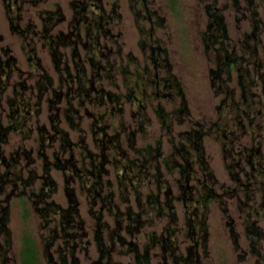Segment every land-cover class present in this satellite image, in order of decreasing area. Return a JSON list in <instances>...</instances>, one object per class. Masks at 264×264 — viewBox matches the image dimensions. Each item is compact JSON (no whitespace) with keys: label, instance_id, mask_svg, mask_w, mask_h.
I'll list each match as a JSON object with an SVG mask.
<instances>
[{"label":"trees","instance_id":"16d2710c","mask_svg":"<svg viewBox=\"0 0 264 264\" xmlns=\"http://www.w3.org/2000/svg\"><path fill=\"white\" fill-rule=\"evenodd\" d=\"M100 1L77 0L72 3L74 14L69 26L71 29H76L75 39L72 38L71 32L65 33L62 30L55 32L53 30L57 24L65 21L61 8L44 11L42 34L46 39L45 43L49 47L55 67L62 73L59 88L52 87L53 81L44 72L34 45L32 43L27 45V41L24 42L29 61L34 69L42 72L35 81L34 87L22 80L14 85V91H18V87L23 90L32 89L37 94V98L42 99L45 93L52 89L53 95L49 97V101L52 108L57 109V112L52 116L54 132L49 133L45 127H38L39 144L41 145L38 153L44 158L43 171L40 175L35 169H30L26 176L23 172L16 170V165H19V157L12 156L7 159L3 155L0 157V163L2 161L5 164V170L0 174V190L5 193L3 200L5 204L0 202V264H12V257L9 253L13 239L8 226L11 213L9 202L12 196L19 197L25 203L31 202L34 210H37L45 218L42 221V227L48 229L49 232L42 238V243L47 264H80L75 253L79 243L89 235V230L80 214V201L76 194V187L72 185L73 180L80 181V189L88 191L90 211L96 218L94 237L100 257L94 262L95 264H120L114 263L112 258V254L117 251L119 246H121L119 252L124 255H133L134 263L129 264H153L151 253L153 248L160 252L159 264H201L198 246H202L204 250L207 248L209 236L207 219L210 205L215 200L219 201L222 198V193H219L215 188L217 180L214 171L206 159L204 136L208 134L221 135L228 142H233L239 132L237 130L245 131V124L242 119L237 118L236 127L228 132L222 131L218 123H213L207 128L202 124L197 129L184 131L182 136L188 143L180 141L173 147L172 153L166 157H163L160 140L154 145L149 143L137 146V133L145 131V128L152 122L150 109L159 118L162 129L171 134L172 125L169 122H172V117L183 122L184 117L190 114L187 98L181 81L173 71L167 49L163 48L160 42L153 41L152 44L150 39L140 41L146 55L144 65L131 54H127L126 57L122 56L121 47L114 50L112 46L110 47L104 42V39L110 34V29L107 27L109 19L104 14H97L94 11V7L101 9ZM132 1L134 4L141 3L140 7L133 6V12L138 18L148 21L151 24V29L154 26H163L164 17H159L157 11L150 9L148 0ZM245 1L249 4L254 3V0ZM233 5L240 9L239 0H234ZM207 9L208 24L206 31L202 34L205 51L214 49L215 44H219V50L224 51L221 61L216 63L214 69H210L212 85L217 92L227 93L228 96L224 97L217 105L220 110H223L228 106V100L233 98L234 91L228 89L221 73L226 72L230 75L231 69L233 67L240 68L239 65L245 58L229 52L228 45L225 44L228 37L224 14L214 5H208ZM244 10H248V7H244ZM258 15L254 3L251 8L252 29L245 33V38L242 41L245 55L249 54L256 58V70L264 68V58H259L255 45H251V41L254 39L257 43L259 42V35L262 31L261 24L263 22ZM80 26L85 30L84 35L77 32ZM32 29L33 25L30 23L23 27H19L15 23L12 25V30L18 32L24 39L28 38V33ZM150 36H152V30L148 37ZM2 38L0 35V40ZM110 42L112 41L110 40ZM81 49L84 54L81 53ZM5 53L8 58L5 61L0 60V74L3 73L6 78L10 76L11 70L16 69L14 68L16 59L9 52V48L5 49ZM246 73L249 74L250 71L241 69L240 80ZM258 74L261 77L264 76L263 73L258 72ZM3 80L4 78L0 77V92L8 86ZM105 82L110 86L109 88L104 85ZM240 84L243 87V98L247 100L246 95L249 94L252 101L254 94L249 90L250 83L241 81ZM63 99H66V105L60 110V107H55V105ZM13 101H15L14 105L12 101L10 103L12 121L10 120L8 127L0 124V145L9 130L21 132L24 137L31 135L32 129L26 132L25 128L29 118L35 112L31 107L33 104L26 101L21 109H18L16 106L21 101L19 98L13 99ZM167 102L171 104V109L168 111L165 109ZM36 104L38 102L34 103V105ZM126 105L129 108L126 109ZM81 108L85 110L86 116L90 119L89 129L96 150L90 148L85 142L87 136L82 133L84 130L81 129V122L86 116L81 113ZM37 110L39 111V109ZM126 110H129L132 122L136 124L135 127H131L122 119ZM60 111L64 114L69 126L79 132L77 140H74L65 129L59 127ZM260 116L263 119L255 123L254 120ZM248 118L259 129H264V111L262 113L259 110L253 117ZM108 119H112L111 122H108ZM124 137L129 148L134 151V156L130 154L128 148L124 147ZM56 140L59 145L57 151L53 153L54 159L52 160L44 150L50 142L54 143ZM77 151H79L80 157H78ZM237 157L241 161L249 162L252 169L248 171L244 169L248 180L242 181L239 177H235L237 187L234 188V191L238 190L242 194L238 203L239 209L244 211L248 218L256 217V220L249 221L245 228L250 237L251 251L257 258L256 264H264V228L257 222L259 219H264V159L261 158L262 153L258 155L257 159L253 149H245V151L242 149ZM23 158L27 159L29 163L33 161L29 151L23 153ZM234 158V162L230 165L231 170L235 165H238L237 158ZM161 159H164L170 171L176 170L178 173L176 178L177 193H174L172 184L164 176ZM51 168L64 172V190L68 199L66 206L49 199L50 192H54L57 188L50 172ZM111 172L115 181L104 178ZM232 174L237 173L233 171ZM259 177L262 179L258 180ZM250 179L253 181L250 182ZM37 182L38 186H36ZM8 186L10 189L6 191ZM116 187L120 190V199L126 203L124 209H120L118 201L115 200L112 190ZM259 191L261 192L259 201L252 203L255 199L254 196ZM130 193L134 194L136 208L131 203ZM225 194L228 192L226 191ZM229 194H233V191H230ZM176 202L181 203L185 210L183 226L179 224ZM96 203L100 204L97 209L94 208ZM104 209H107L115 217L113 227L103 218L102 211ZM51 220L57 221L58 224L48 227V222ZM157 220L159 222L165 220L162 228L160 231L155 229L147 231V237L141 246L136 239L137 236L143 232L145 227L157 223ZM123 231L127 234H123ZM180 232L188 237L189 242L191 241L186 246L185 255L178 251V234ZM231 233L235 245L238 247V233L233 226ZM59 238L63 240L62 243H57L56 240ZM89 241L87 239L84 244L90 243ZM30 243L29 240H26V244L22 246L21 264H40L38 244L35 239L33 247ZM53 246H55V250L52 252ZM85 246L87 245H84V248ZM34 247L36 249L33 254L32 248Z\"/></svg>","mask_w":264,"mask_h":264},{"label":"rangeland","instance_id":"374dc122","mask_svg":"<svg viewBox=\"0 0 264 264\" xmlns=\"http://www.w3.org/2000/svg\"><path fill=\"white\" fill-rule=\"evenodd\" d=\"M73 2H77V0H0V35L3 37L0 40V60H7L8 56L7 53H5V49L7 48H9V52L16 59L14 65L16 69L10 71L9 77L5 78L3 73L0 74V77L4 78L3 82L8 85L4 91L0 92V124L4 127H8L12 121L10 117V103L12 101L14 105L15 101H13V99L17 100V98H19L21 101L20 104L16 106L18 109H21L27 101L33 104L31 107L35 111L29 118L27 127L25 128L26 132L32 129L30 131V137H24L21 132H11V130H9L6 138L3 137L4 141L1 142L0 154L6 159L12 156L19 157V165H16V170L23 172L25 176L30 169H35L38 175L43 171L42 166L44 164V158L38 153L41 146L39 144L40 133L38 127H45L49 133L54 132L52 127V116L57 112V109L54 107L52 108L51 102L49 101V97L53 95L52 89H49L42 99H38L37 94L33 92L32 89L23 90L18 87L19 90L14 91V85L22 80L29 86L31 85L34 87L35 81L42 72L41 70L34 69V66L29 61L26 49L24 48V42L27 41V45H30V43L34 45L36 55L40 59L41 65L44 67V72H46L53 81L52 87L59 88L62 73L55 67L49 47L45 43L46 39L42 34L43 16L46 10L61 8L65 16V21L57 24L53 30L55 32L60 30L65 33L71 32L73 35L72 38L75 39L74 34L76 33V29L72 28V30L69 26L74 14ZM100 2L101 9L94 7V11L97 14H104L107 19H109L107 27L110 29V34L104 39V42L110 45V47L112 46L114 50L121 47L122 56L126 57L127 54H131L138 58L142 65L145 64L144 57L146 55L142 50L140 41L142 39H150V43L152 44L154 43L153 41H157V43L160 42L161 46L167 49L170 61L173 65V71L181 81L183 91L187 98L190 114L184 117L183 122H179L175 117H172V122H169L171 123L170 125H172L171 134L166 133V130L162 129L159 118L150 109L149 113L152 122L145 128V131L137 133V146H144L149 143L154 145L160 140L163 157H166L172 153L173 147L180 141L188 143L182 136L184 131L197 129L202 124L207 128L213 123H218L222 131L225 130V132H228L236 127L235 123L237 118L242 119L245 124V131L241 132V130H237L239 132L233 142H228V140L221 135L215 136L214 134H208L204 136L203 143L205 146L206 159L209 162V166L214 171L217 180L215 188L219 193H222V198L220 199L221 201L215 200V202L210 205L207 219L209 231L207 248L204 250L202 246L199 245L198 256L201 264H256L257 258L251 251L249 244L250 237L245 228L247 223L251 220H256V217L248 218V215L239 209L238 203L242 194L238 190L235 192L234 188L237 187L236 178L239 177L240 180L244 181L247 179L245 171L252 170L249 162H246V160L241 161V159L237 157L240 150L243 149L245 151V149H253L257 159L258 155L261 153V158L264 159V140L263 144L261 143L262 139H264V129H259V127L255 125V123L260 122L263 117H257L254 120L255 123L251 122L248 118L253 117L259 110L262 113L264 111V76L261 77L258 74V72L264 74V68L256 70L255 56L249 54L245 55L242 49V41L245 38V33L250 32L252 29L251 8H253V4L255 3L259 13L258 17L261 18L263 24H261L262 31L259 35V42L257 43L256 39H254L251 41V45H255L258 50L259 58H264V0H254L253 4H249L245 0H239L240 9L233 5L234 0H148L150 9L157 11L159 17H164L163 26H154L153 29H151V24L148 21L138 18L133 12V6L140 7L141 3L134 4L132 0H101ZM208 5H214L216 8H219L220 12H222L226 18L228 38L225 40V44L228 45L229 52L238 57L245 58L242 64L239 65L241 66L240 68L233 67L231 69L230 75L226 72L221 73L226 81L228 89L234 91L233 98L228 100V106L223 110H220L217 105L221 103L224 97L228 96L227 93L217 92L214 88L211 82L210 69H214L216 63L221 61L224 51L219 50V44H215L214 49L205 51V43L202 36L208 24ZM246 6L248 10H244ZM153 19L155 20L154 17ZM13 23L19 27L26 26L29 23L33 25V29L28 33V40L26 38L24 39L18 32L12 30ZM150 30H152V36L148 37ZM77 32L84 35L85 30L80 26ZM110 40L112 42H110ZM80 51L84 54L82 49ZM65 52H67V50H65ZM70 62L72 61L70 60ZM241 69L249 70L250 73L244 74L243 78L240 80ZM241 81L250 83L249 90L254 94L252 101L249 94L246 95L247 100L243 98L244 92L240 84ZM104 85H106L107 88L110 87L107 85V82H105ZM36 102H38V104L34 105ZM74 103L76 102L74 101ZM65 105L66 99H63L59 104H56L55 107H60L59 109L62 110L61 107ZM127 108L129 107L126 105V109ZM37 109H39V111ZM165 109L166 111L171 109V104L169 102L165 104ZM80 111L83 116H86L84 109L81 108ZM58 118L59 127L65 129L74 140H77L79 132L69 126L62 111H60ZM131 118L129 110H126L122 119L128 125H131V127H135L136 124L132 122ZM111 120L112 119H108V122H111ZM89 123L90 119L87 116L82 119L81 129L84 130L82 133L87 136L85 142L88 143V146L96 150L94 146L95 143L92 141ZM58 145L59 143L56 140L54 143L50 142L48 147L46 146L44 152L48 154L49 159H54L53 153L57 151ZM123 145L125 148L129 149L132 156L135 155L134 151L129 148L125 137L123 139ZM28 151L30 157L33 158V161L30 163L27 159L23 158V153ZM77 153L78 157H80L79 151H77ZM61 155L63 156L64 154ZM234 157L237 158L238 165H235L233 170H231L230 165L234 162ZM161 163L165 178L172 184L174 193H177V171H170L164 159H161ZM109 168L111 169L110 166ZM4 170L5 164L1 161L0 174ZM233 171L237 174L233 175ZM50 172L57 184V188L54 192H50L49 199L66 206L68 204V199L64 190V172L56 168H51ZM104 178H110L112 181H115L112 172ZM260 179H262V177L258 178V180ZM249 181L252 182L253 180L250 179ZM72 183V185L76 187V194L80 201L79 210L81 217L85 220L86 227L89 230V235L87 238H84L83 242L80 241L81 243H79L75 254L80 264H95L94 262L100 257L94 237L96 218L90 211L91 206L87 198L88 191L80 189V181L73 180ZM38 185L39 183L37 182L36 186ZM9 189V186L6 187V191ZM112 191H114L115 200L118 201L117 203L120 209H124L126 203L123 199H120V190L116 187V189L113 188ZM226 191L228 194H225ZM230 191H233V194H229ZM4 194L5 193H2L0 190L1 204H5L3 202L5 197ZM260 197L261 192L259 191L254 196L255 199L252 203L259 201ZM129 198L132 205L136 208L134 194L130 193ZM9 205L11 213L8 226L11 230V237L13 239L9 254L12 257V264L22 263V246L26 244V240H29L31 245H35L34 239L38 244L40 264H47L42 243V238L49 232L48 229L42 227V221L45 218H43L37 210H34L31 202L25 203L17 196L11 197ZM99 207L100 204L96 203L94 208L97 209ZM176 209L178 212L179 224L183 226L185 210L179 202H176ZM102 213L104 215L103 218L113 227L116 220L115 217L107 209H104ZM164 222L165 220L160 222L157 220V223L153 226L145 227L143 232L136 238L140 245L142 246L145 242L147 231L152 229L160 231ZM257 222L264 228V219H259ZM57 224V221L51 220L48 222V227H53ZM232 226L238 233V247H236L233 240L231 233ZM122 233L127 234L125 231ZM87 239L90 240V243L84 244V241ZM56 241L57 243L63 242L61 238ZM190 242L188 237L180 232L178 234V251L185 255L186 246L189 245ZM84 245L87 246L84 248ZM34 249H36V247L32 248L33 254ZM120 249L121 246L112 254L113 262H118L120 264L134 263L133 255H124L119 252ZM51 250L53 252L55 246H53ZM151 253L153 264H159L161 260L159 250L153 248ZM55 255L57 256V254Z\"/></svg>","mask_w":264,"mask_h":264},{"label":"flooded vegetation","instance_id":"af4514ba","mask_svg":"<svg viewBox=\"0 0 264 264\" xmlns=\"http://www.w3.org/2000/svg\"><path fill=\"white\" fill-rule=\"evenodd\" d=\"M0 65H1V62H0ZM1 155V154H0Z\"/></svg>","mask_w":264,"mask_h":264}]
</instances>
